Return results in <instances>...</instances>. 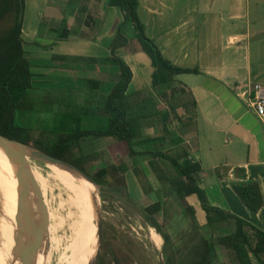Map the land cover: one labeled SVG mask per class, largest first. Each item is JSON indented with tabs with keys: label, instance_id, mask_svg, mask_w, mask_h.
Returning <instances> with one entry per match:
<instances>
[{
	"label": "crops",
	"instance_id": "crops-1",
	"mask_svg": "<svg viewBox=\"0 0 264 264\" xmlns=\"http://www.w3.org/2000/svg\"><path fill=\"white\" fill-rule=\"evenodd\" d=\"M62 1L65 4L49 5L43 0H24L22 38L25 52L34 57L27 58L32 65L35 89L41 86L46 73L57 69L67 70L62 77L69 80L75 77L76 71H87L88 74L105 70L108 76L112 74L116 82L118 67L105 59L110 55L111 43L122 22L123 12L109 5V0H82L84 8L81 9L82 2L79 0ZM26 2L29 6L27 15ZM65 12L78 17L74 30L65 19ZM138 14L146 35L154 40L165 58L176 65L199 70L198 73L176 76L177 82L172 86H182L190 94L182 101H179L180 97H170V101H174L173 110L161 97H146L142 101L145 106L140 107L139 111L143 116L140 120L141 139L154 137L150 130L163 129V124H168L173 132L167 137L170 147L164 150L173 146L185 149L189 153L188 158L199 163L198 184L204 189L209 203L264 231V118L259 119L247 104L250 86L255 83L264 85V0H139ZM44 25L46 31L43 30ZM24 31L29 33V38H25ZM59 31L62 33L59 34ZM47 34H57L58 37L53 41L45 37L46 41L42 42L41 35ZM127 38L121 52L132 71L126 91L128 97H125L126 106L132 107L135 94L151 89L153 67L145 52L141 51L147 59L137 58L136 54L141 48L138 42H130L134 36ZM130 46H134L132 51H128ZM42 49L53 54L51 59H47L49 63L36 58L37 51ZM78 83L85 86L83 80ZM62 89L75 95L78 93L73 88ZM82 92H88V87H84ZM106 97L97 103L104 107ZM92 101L95 102L94 99ZM81 108L76 107L74 112L68 110L62 114H77ZM98 108L99 105H95L92 111L89 108L85 110L89 114L94 112L99 115L96 113ZM185 113L192 116L186 122L191 124L189 130L181 134L179 118L184 121L187 117ZM165 114L168 116L165 117ZM104 117L107 119L106 114ZM106 139L109 151L116 146L123 149L115 139L110 138L111 143H108L109 138H103ZM162 142L159 146H164ZM147 177L151 178V175ZM244 181L258 183L263 205L257 212L250 211L232 188L233 183ZM193 197L187 198L191 205ZM195 213L197 220L198 216L203 217V223L197 221L203 226L204 212L195 209ZM185 224L184 229L188 223ZM216 225L221 229L234 228L231 220ZM207 227L204 225V229ZM213 227L216 226L210 228ZM151 241L158 248L162 245L156 240ZM261 259L264 262V253ZM253 264L260 262L253 260Z\"/></svg>",
	"mask_w": 264,
	"mask_h": 264
},
{
	"label": "trees",
	"instance_id": "trees-1",
	"mask_svg": "<svg viewBox=\"0 0 264 264\" xmlns=\"http://www.w3.org/2000/svg\"><path fill=\"white\" fill-rule=\"evenodd\" d=\"M22 3L24 4V0H22ZM108 4L118 7L123 12V20L119 24L117 33L111 43L110 55L105 59V61L116 65L119 71L118 79L105 99L104 109L107 115V127L104 129L82 128L80 127L82 118L80 114L69 115L63 113L55 126L56 139L49 144L48 148H41L38 146L39 142H34L32 139L33 130L17 122L18 112L32 111L34 108V102L29 98V91L33 89L32 78L34 73L31 69V63L25 56L22 19L19 18L22 9L21 3L20 0H0V135L30 144L55 157L69 161L86 173L88 172L84 162L88 156L84 155L86 156L84 159L79 156L73 157L72 154L75 148H80V141L88 137L97 139L113 138L122 144L123 151L129 157H137L141 154L151 155L148 162L156 173L157 179L162 184L167 183L169 191H166V194L174 196L181 203L188 217L187 227L179 233L180 242L173 245L168 232L161 227L155 218L156 213L161 210L160 199L143 208V214L148 224L163 238L164 248L171 246L173 248L172 253L174 256L167 255L166 264H174L172 261L176 264H215L218 259L216 246L222 247L227 252L226 254L230 255V263L253 264V260H255L260 264H264L261 259V255L264 253V231L237 215L209 203L204 189L198 184L197 175L200 165L188 158L189 153L187 150L181 149L180 152L177 151L175 155H171L168 150H158L159 146H154L151 150L138 151L136 149V147L146 143L157 142L161 137L141 139L142 125L140 120L143 116H140V112H138L140 108L135 110V108L123 104L125 97H128L126 91L132 79V71L121 55V49L126 46L128 41V38L123 34L122 24L129 22L133 27L134 38L138 41L141 50L149 57L153 67L150 75L151 87L159 91V97L168 102L170 109L173 110L174 106L171 105L172 101L169 98L178 97L187 92L182 86H172L177 82L176 76L185 73H198L199 70L198 68L176 65L163 56L154 40L145 33V26L138 14L139 0H109ZM100 60L104 61L103 59ZM92 61L95 62L96 59H92ZM99 85L100 81L98 80H87L89 90L96 89ZM162 87L163 89H161ZM167 87H169L168 90ZM179 99V101H182L184 97ZM186 107H188L187 104ZM166 116L168 114H165ZM191 117L187 116L184 121L179 118L182 127L181 134L189 130L191 123L186 122L191 120ZM162 131L167 136L171 133L166 123L163 124ZM1 153L0 155H5ZM91 154L92 158L96 156L95 152ZM157 159L164 160L173 166L176 174L166 177L162 172V168L158 167ZM126 170L127 168L122 163L119 167L111 166L109 169L106 166H101L94 173L88 174L100 185L103 192L110 194L115 192L120 194L123 199L133 201L127 191L124 176ZM109 174L112 180H109ZM232 188L250 211L257 212L263 205V197L257 182L233 183ZM189 196L197 198L205 215V226H216L218 223L231 220L234 223V231L226 235L205 237L202 231L204 225L201 226L197 222L195 209L187 200ZM102 197H105V193L102 194ZM2 211L11 212L13 210L1 209ZM20 219L21 212L3 219L8 233L0 235V244L10 243L12 253L15 245V233L19 227ZM72 230L81 252V264H89L93 252L84 247L74 227H72ZM48 240L49 226L46 224L45 245L43 251L39 253L37 264H47L48 262ZM30 243L31 240L27 242L26 247L30 246ZM62 259L66 263L67 254ZM10 263L11 261L6 258H0V264ZM106 263L108 262L104 254L99 255L94 262V264Z\"/></svg>",
	"mask_w": 264,
	"mask_h": 264
},
{
	"label": "rangeland",
	"instance_id": "rangeland-1",
	"mask_svg": "<svg viewBox=\"0 0 264 264\" xmlns=\"http://www.w3.org/2000/svg\"><path fill=\"white\" fill-rule=\"evenodd\" d=\"M43 1L49 5L65 4L62 0ZM81 2L80 9L84 8V1ZM26 4L27 7L25 13L27 15L29 12V6L27 2ZM24 9L25 5L23 4V10ZM65 19L69 25H71L73 30L77 27L76 22L78 17L76 18V15L65 12ZM26 20L27 18H25V23ZM122 20L123 19H121V21ZM87 22H89V20ZM91 22L92 21L89 23ZM43 30L46 31L45 25L43 26ZM122 31L126 37L133 38L135 35L134 29L129 22L122 24ZM58 33L61 34L62 31H59ZM24 34L26 36L25 38H29V33L27 31H24ZM45 37H48L50 41H53L58 35H41L40 40L42 42L46 41ZM92 37H94V35H92ZM77 39L81 40L79 37H77ZM135 41L138 42L136 38L133 40L130 39L131 43H135ZM133 47L134 46H130L128 51H132ZM141 51L142 50H139L136 54L137 58L139 60H144V58L147 59V56ZM122 54L124 53L121 52V55ZM25 56L34 59L33 55H30L29 52H25ZM35 56L36 58L49 63L47 59H51L53 54L46 51V49H42L38 50ZM65 71L67 70L62 71L61 69H57L50 72V74L46 73L41 86H37V89H35V86L33 85V89L29 91V98L34 102L33 110L17 113V122L20 125L33 130L32 139L34 142H39L38 146L41 148H48L49 144L56 139L57 133L55 126L57 125L62 112H67L68 110L74 112L76 107H82L77 110V114H80L82 117L80 120V127L91 129H104L107 127V119L104 117L106 111L101 103L99 104L97 102L103 100L102 97H106L112 86L116 83L112 79V74H109L108 76L105 70V72H88V74L87 71H76L74 74L75 77L72 76L71 80H69V78L62 77L64 76L63 74ZM86 79L99 80L100 82L103 81V83L96 89H88V92H82L84 87L87 88ZM82 80L85 82V86L79 85L78 82ZM64 85L65 87H62ZM62 88H73L74 91H77L78 93L75 95L74 92L71 91L70 93V91L63 90ZM159 94V91L152 87L151 89L144 90L141 94L133 96L132 107L135 108V110H139L140 107L145 106L142 101L146 99V97H159ZM178 97H189V94L186 92ZM93 99L95 102L92 101ZM150 99L154 100L153 98ZM140 103H143V105H140ZM173 103L174 101H172V106L174 105ZM123 104L126 106V101H124ZM95 105H99V108L96 109V113L99 115H96L94 112L92 114L85 112V108H89L90 111H92L95 108ZM151 106L153 107L152 104ZM152 109L154 110L155 107L151 108V110ZM185 115L189 116L186 113ZM171 131L172 129L170 132ZM150 134L151 136H160L161 138L157 142H149L136 147L138 151L140 149L151 150L154 146H159L163 140L164 142L162 143H164V146H159L158 150H164L170 147L169 138H167V135H164L162 129L150 130ZM162 135H164V137ZM170 135L171 133L169 136ZM98 139H100V141H97V138L93 137L83 139L80 141V148H75L73 150L72 156H79L84 159L86 158L84 155L88 156L87 160L84 162L88 173H94L95 170L101 166H106L109 169L111 166L119 167L124 163L125 168H127L124 174L127 183V191L133 201L129 199L125 200L120 197V194H116L115 192H112L111 194L103 192L100 188L95 186L97 195H99L98 205L102 217V236L99 252L97 256L94 257V262L99 255L104 254L105 259L108 262L106 264H166L167 255L174 256L172 253L173 248L172 246L164 248V240L161 242V239L156 237L154 231L151 229L153 227L148 224L147 219L143 214V208L157 199H160L161 210L156 213L155 218L160 223L161 227L168 232L171 238V243L176 245L180 242L179 233L184 229V224L188 223V217L187 213L184 211V207L174 196L166 194V191H169L167 183L162 184V182L155 177L156 173L148 162L151 159V155L141 154V156L131 158L125 154L123 149L121 150L117 146L113 151H109L107 147V139ZM108 140V143H111V139L109 138ZM168 151L169 154L175 155L176 152H180L181 149H177L176 146H173ZM92 152L96 153L94 158L91 156ZM156 161L158 167L162 168V172L166 177L171 174H176L174 167L166 161L161 159H157ZM41 163L39 172L42 175V182L40 183L41 185L38 183V187L43 193V203L46 204L50 215L49 240L47 246L49 259L47 264H66L62 258L65 254H69L70 251L69 245L73 239L72 226L76 229L78 237L84 247L93 252V249L91 248V246L94 247L91 215L83 209L72 205V192L61 180L56 177L54 178V175L51 174V171L45 162ZM130 169L132 170L131 172ZM148 174L151 175V178L147 177ZM108 178L109 180H112L110 174L108 175ZM0 190L9 192L15 197L16 203H20L16 198L19 195L15 193L10 186L1 181ZM103 193H105V197H102ZM192 207L203 212L195 197L192 198ZM4 208H9V205L4 202V200H0V235L8 233L6 224L1 215V209ZM75 221L77 225H73ZM93 221L96 226L95 212ZM197 221L203 223L204 219L200 215L198 216ZM233 231L234 228L232 226L224 227L222 229L221 227H217V225L216 227H213V229L209 226L205 229L203 228V234L205 237L226 235ZM151 240H156L158 244H162L161 247H156ZM216 251L219 253V258L215 264H231L229 263L230 255L226 254L227 252L222 247L218 246ZM12 254L10 243L5 242L0 244V258L4 257L11 261ZM172 262L176 264L174 261Z\"/></svg>",
	"mask_w": 264,
	"mask_h": 264
},
{
	"label": "water",
	"instance_id": "water-1",
	"mask_svg": "<svg viewBox=\"0 0 264 264\" xmlns=\"http://www.w3.org/2000/svg\"><path fill=\"white\" fill-rule=\"evenodd\" d=\"M20 3L22 9L19 18L21 20L23 16L22 0H20ZM0 149L14 166L16 186L22 198L21 219L15 233V245L10 264H37L39 253L43 251L45 245L46 208L38 184L23 161V157L57 164L98 188H100V185L88 173L73 163L55 157L30 144L0 135ZM98 200L99 195H96L94 212L96 216L97 250L95 257L99 252L102 236V217ZM29 240H31V245L26 247ZM92 264H94V259Z\"/></svg>",
	"mask_w": 264,
	"mask_h": 264
},
{
	"label": "bare ground",
	"instance_id": "bare-ground-1",
	"mask_svg": "<svg viewBox=\"0 0 264 264\" xmlns=\"http://www.w3.org/2000/svg\"><path fill=\"white\" fill-rule=\"evenodd\" d=\"M2 152V150H0ZM1 154H4L3 152ZM23 161L25 162L26 166L28 167L29 171H31L32 176L36 180L37 184L42 182V175L39 172L40 165L42 164V161H38L36 159H32L29 157H23ZM47 167L50 169L51 174L54 175V178L61 180L65 186L72 192V205L75 207H79L86 211L89 215H91L92 220V236H93V245L91 246L93 249V257L89 264H92L93 259L95 257L96 253V247H97V230L96 226L94 225V206L96 202V188L91 183L87 182L85 179L77 176L76 174L72 173L71 171L64 169L63 167L57 165V164H51L46 163ZM0 181L7 184L11 187V189L17 193L19 196L16 197L17 200L20 203H16V199L13 195H11L9 192L1 191L0 190V200H4L9 205V208H4L8 210H15V211H2L1 215L3 219H7L13 215L20 214V211H22V198L19 193V190L16 186V180L14 177V166L9 161V159L6 157V155H0ZM41 185V184H40ZM41 191V189L39 188ZM42 198L43 193L41 192ZM13 196V197H12ZM2 204V203H1ZM4 206V205H3ZM20 208V209H19ZM46 208V222L47 225L50 227L49 219V211L47 209V206L45 204ZM73 225H77L76 221ZM73 227V226H72ZM156 237L160 238L163 241V238L161 235L154 229L151 228ZM73 231V230H72ZM69 254H67L68 259L66 261V264H81V252L78 247L76 236L73 232V239L69 245ZM4 253V252H3Z\"/></svg>",
	"mask_w": 264,
	"mask_h": 264
},
{
	"label": "built area",
	"instance_id": "built-area-1",
	"mask_svg": "<svg viewBox=\"0 0 264 264\" xmlns=\"http://www.w3.org/2000/svg\"><path fill=\"white\" fill-rule=\"evenodd\" d=\"M248 107L254 111L259 119L264 118V85L255 83L250 86L248 94Z\"/></svg>",
	"mask_w": 264,
	"mask_h": 264
}]
</instances>
